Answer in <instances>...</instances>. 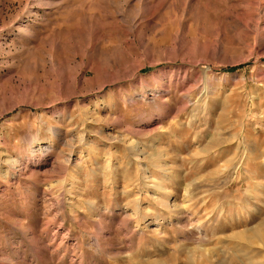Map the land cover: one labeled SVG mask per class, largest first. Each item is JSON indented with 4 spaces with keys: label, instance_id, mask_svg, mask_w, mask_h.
Instances as JSON below:
<instances>
[{
    "label": "rangeland",
    "instance_id": "obj_1",
    "mask_svg": "<svg viewBox=\"0 0 264 264\" xmlns=\"http://www.w3.org/2000/svg\"><path fill=\"white\" fill-rule=\"evenodd\" d=\"M0 264H264V0H0Z\"/></svg>",
    "mask_w": 264,
    "mask_h": 264
}]
</instances>
